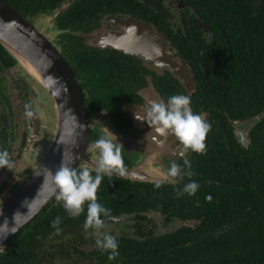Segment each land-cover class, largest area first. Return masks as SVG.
<instances>
[{"label":"flooded vegetation","instance_id":"1","mask_svg":"<svg viewBox=\"0 0 264 264\" xmlns=\"http://www.w3.org/2000/svg\"><path fill=\"white\" fill-rule=\"evenodd\" d=\"M6 1L60 49L82 86L91 139L88 160L79 167L92 166L97 154L89 148L104 127L124 146L127 174L105 176L101 185L112 186L118 193L111 204L100 200L119 218L116 223L106 220L103 230L115 235L119 245L129 239L146 246L144 254L150 255L142 257L149 264H189L178 252L190 246V239L200 238L196 230L202 218L178 216L172 208L150 200L156 195L155 181L170 162L183 164L179 142L175 144L171 135L165 141L136 116L143 114L154 99L166 102L172 95L188 94L193 111L212 124L207 154H185L201 192L218 188L229 204L249 201L264 206V0H31L33 6L32 2ZM40 19L48 22L39 26ZM142 24L152 25L162 35L159 45L168 57L187 65L194 88H187L182 78L145 56L142 49L132 52L115 45L116 35H150ZM5 56L0 49V150L6 148L10 157L16 139V107L8 79L16 82L22 98L18 112L32 113L27 120V137L25 128L19 139V155L35 161V165L21 187L48 154L51 143L43 133L41 95L26 82L28 76L5 78L4 74L18 66L6 63ZM207 80H211L210 85ZM234 128L247 134V149L238 143ZM6 133L12 136L10 140ZM31 136H35L33 140ZM254 142L258 148L248 164L246 153ZM197 157L211 164L207 175L199 176L194 170ZM167 185L165 182L161 187ZM119 194L124 196L122 200ZM54 201L67 213L63 201L56 197ZM115 207L117 213L113 212ZM74 218H83V223L67 236L65 257L57 254L61 251L58 246L48 247L38 251L34 263L23 264H98L94 230L83 227L86 214ZM57 234L50 236L55 245L60 239ZM159 249L163 253L153 257Z\"/></svg>","mask_w":264,"mask_h":264},{"label":"trees","instance_id":"2","mask_svg":"<svg viewBox=\"0 0 264 264\" xmlns=\"http://www.w3.org/2000/svg\"><path fill=\"white\" fill-rule=\"evenodd\" d=\"M18 1L24 4L32 2L31 0ZM33 4L34 2L31 6ZM0 49L6 55L4 57L6 63L18 64L15 57L2 44H0ZM207 82L210 85L211 80H207ZM110 96H113V93ZM6 136L9 140L12 138L7 133ZM257 148L258 146L254 142L252 149L246 153L248 164L251 161L253 151ZM197 158L198 160H194V170L199 176L202 174L207 175L211 164L204 162L199 157ZM203 168L207 170L203 171ZM2 169H0V175ZM187 182L183 180L178 185L170 184L165 186L166 188H155L153 191L156 195L150 197L153 204L161 203L165 208H172V213L176 212L178 216L202 218V222L196 230L200 234V238L190 239L191 242L188 244L190 246H186L178 252L184 258V261L189 264H263L264 206L252 205L249 201L243 205L229 204L226 198L218 192V188L203 192L199 189L195 196L185 194L180 198H176L175 189L177 187L182 188ZM117 193L112 186L101 185L97 193L98 200L100 202L102 199L104 204L105 202L111 204ZM165 193L167 196L163 198L162 194ZM208 195H211V201L206 199ZM123 198L122 194L118 195L119 200ZM162 199L168 200L164 202ZM197 201L199 206H197ZM113 212H118L116 207L113 208ZM84 214L86 213L84 212ZM56 216L61 217L62 222L59 228H63V230L57 234L60 239L57 240L58 244L55 245L54 239H50V236L57 233L51 226V221ZM82 223L83 218L75 219L69 216L66 212L60 210V204L54 201L2 247L0 250V264L34 263V257L39 253V250L56 246L61 248V251L57 254L65 257L67 236L70 235L73 228H77ZM184 230L188 231L190 229ZM155 244L163 245L161 242H155ZM145 248L146 246H141L128 239L119 245V255L115 260L109 261L107 259L108 253H102L100 250L95 253L94 258L98 260V264H117L119 262L122 264H149V261L142 257L143 255H150L149 252L147 255L144 254ZM160 252L163 253L161 249L157 250L153 257H156Z\"/></svg>","mask_w":264,"mask_h":264},{"label":"water","instance_id":"3","mask_svg":"<svg viewBox=\"0 0 264 264\" xmlns=\"http://www.w3.org/2000/svg\"><path fill=\"white\" fill-rule=\"evenodd\" d=\"M142 27L150 32V35H116L113 38L115 45L132 52L137 48L142 49L145 56L162 66H168L182 78L187 88H194L195 81L187 65L175 62L161 50L159 41L162 35L158 30L149 24H142ZM0 42L15 57L18 64L21 62L12 51L11 45L33 65L41 75L43 83L31 75L55 103V138L48 154L35 171H42L43 166L55 171L63 154L66 159L71 160L74 153H78L79 159L72 166L79 167L81 162L88 160L91 120L87 116L84 91L72 66L61 54L60 49L6 0H0ZM43 133H47L45 128ZM34 137L31 136V139ZM172 139L176 144L177 140L173 136ZM43 182L42 175L33 173L26 183L0 205V248L41 214L58 195L51 183Z\"/></svg>","mask_w":264,"mask_h":264},{"label":"clouds","instance_id":"4","mask_svg":"<svg viewBox=\"0 0 264 264\" xmlns=\"http://www.w3.org/2000/svg\"><path fill=\"white\" fill-rule=\"evenodd\" d=\"M191 104L190 95L175 94L166 102L152 101L143 114L139 116L136 114L138 119L146 121L149 127L165 141L171 135L179 142L178 149L183 158V164L172 160L167 171L163 172L154 183V187L159 189L165 182L176 185L187 178L188 182L182 188L175 189L176 198L185 194L195 196L199 190V183L192 179L196 173L192 169L191 160L186 158L185 154L191 151L206 155L208 151L206 141L212 130V124L202 114L194 112ZM26 115L31 116L32 113L29 111ZM233 134L238 143L247 149L249 139L245 131L234 128ZM123 150L124 146L118 141L117 136L108 127H104L99 138L92 142L89 148V151L97 154L93 158L91 167H73L72 165L79 159L78 153H74L71 160L66 159L63 154L55 171L47 166H43L42 171H34L35 175L44 177L43 183L53 185L54 190L58 192L56 199L63 201V207L70 216L79 217L85 212L86 206L83 227L85 230H94L95 245L102 253H108L109 261L115 260L119 255V244L115 235L103 230L107 227L106 220L116 223L119 218L113 215L111 209L99 202L97 193L105 176L109 178L126 176ZM5 167L9 170L13 168V162L6 148L0 150V169ZM206 199L211 201V195H208ZM197 206H199L198 201ZM61 222L60 216H56L51 221V226L57 233L61 231L59 228Z\"/></svg>","mask_w":264,"mask_h":264},{"label":"rangeland","instance_id":"5","mask_svg":"<svg viewBox=\"0 0 264 264\" xmlns=\"http://www.w3.org/2000/svg\"><path fill=\"white\" fill-rule=\"evenodd\" d=\"M46 22H48L46 19H40L38 21V24L39 26H41L40 23L44 25ZM4 76L5 78H22L24 76H28L26 78V82L31 84L33 89L41 95L40 97L41 101H43V104L40 108V113L44 119L43 125L47 130V138H49V141L51 143L57 130V112L54 100L49 97L46 90H44V88L34 79V77L28 72V70L25 69V67L20 63L16 68L12 69L10 73L4 74ZM7 86L12 102L16 107V139L13 143V150L11 154L13 168L12 170L6 168L0 180V204L7 200L20 187V184L29 175V173H31L35 165V161L29 162L27 159H25V156L23 158H20L19 147L21 146V144L19 139L25 128L27 137V131L29 130V128L27 127L28 116L25 112H18V109L21 110L22 98L19 97V89L16 85V82L8 79Z\"/></svg>","mask_w":264,"mask_h":264},{"label":"bare ground","instance_id":"6","mask_svg":"<svg viewBox=\"0 0 264 264\" xmlns=\"http://www.w3.org/2000/svg\"><path fill=\"white\" fill-rule=\"evenodd\" d=\"M11 45V44H10ZM12 51L17 55V57L19 58L21 64L25 67V69L28 70V72L30 74H32L34 77L38 78L40 80V82H42L41 79V75L39 74V72L33 67V65L31 63H29L26 59H24L21 54L19 52H17L18 50L15 49L14 46L11 45ZM43 83V82H42Z\"/></svg>","mask_w":264,"mask_h":264}]
</instances>
